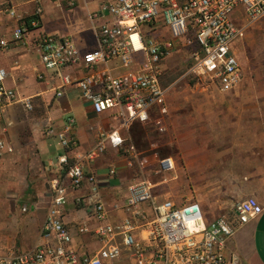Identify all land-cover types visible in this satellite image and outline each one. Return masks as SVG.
I'll use <instances>...</instances> for the list:
<instances>
[{"label": "built area", "instance_id": "2783aa9c", "mask_svg": "<svg viewBox=\"0 0 264 264\" xmlns=\"http://www.w3.org/2000/svg\"><path fill=\"white\" fill-rule=\"evenodd\" d=\"M32 1V21L18 25L10 40L2 39V49L24 43L31 31L41 28L45 3L59 0ZM9 16L18 18V13L12 9ZM104 16L110 20L97 29L96 50L81 53L72 38L50 34L37 36L35 48L44 68L62 80L59 97L67 88L76 87L96 114L114 111L119 126L111 130L93 127L96 144L86 153H77L73 161L69 154L79 148L75 119L67 118L60 128L47 127L46 134L56 138L66 152L60 164L67 169L73 190L89 184L93 193L99 192L97 177L85 168L109 147L127 154L128 166L137 178L125 189L122 202L93 204L90 213L96 226L84 223L77 230L97 245L84 251L63 221L67 187L57 183L42 228L43 240L29 251L0 253V264H240L228 253L227 245L238 229L262 215L264 208L256 197L237 203L233 215L209 224L201 203L193 198L182 204L160 200L158 186L177 172L173 157L158 154L160 137L167 132L168 96L176 85L163 84V63L182 45L188 46L192 63L183 79L208 80L222 92L236 90L244 81L237 43L264 19V0H106L90 20ZM160 19L171 36L167 42L148 34L158 30ZM78 66L84 68L85 76L63 74ZM7 78V71L0 69V121L6 106L19 102L16 91L7 87ZM26 106L33 110L30 101ZM136 123L151 131L150 156L122 134ZM13 152L11 145L0 140V159ZM110 175L115 176L116 170L111 169ZM153 177L163 180L159 183Z\"/></svg>", "mask_w": 264, "mask_h": 264}, {"label": "crops", "instance_id": "0c3cea01", "mask_svg": "<svg viewBox=\"0 0 264 264\" xmlns=\"http://www.w3.org/2000/svg\"><path fill=\"white\" fill-rule=\"evenodd\" d=\"M104 1L106 0H59L58 3L47 1L39 30L31 31L24 43L7 50L0 47V69L7 71L6 85L16 91L19 99V102L5 107L3 120L0 121V140H5L14 149L12 154L2 159H14L13 162L17 164L12 167L25 171L29 180V193L35 194V202L31 206L34 214L26 219L35 234L31 240L33 244L27 247L28 250L43 240L42 228L57 183L63 182L67 187V203L62 209L63 221L76 237L79 248L84 251L97 245L92 237L79 235L77 230L78 226L84 223L96 226V221L90 213L93 204L101 200L108 204L122 202L125 189L138 175L128 166L127 154L109 147L105 155L88 163L85 168L87 174L97 177L99 192L93 193L89 184L79 190H73L67 180V169L60 164V158L66 152L56 138L46 134L47 127L60 128L67 118H74L79 148L75 153L69 154L70 160L73 161L77 153H86L96 144V131L93 127L111 130L119 126L114 111L96 114L92 105L81 97L76 87L67 88L63 96L59 97L62 80L55 72L44 68L40 53L35 48L37 36L50 34L72 38L81 53L96 50L97 29L108 22L110 17L104 16L95 22H91L90 18L99 11ZM12 9L17 11L18 18L9 16ZM34 12L35 4L32 0H0V41L10 40L18 25L25 22L30 24ZM148 34L159 42L168 41L163 40V36L168 35L171 38L168 29L163 26ZM261 60L262 64L259 66H247L248 71L244 72L246 84L252 86L255 82L264 81V56ZM63 74L81 78L85 76L86 71L78 66L63 70ZM41 75L42 80L39 79ZM27 101L33 104L32 111L28 110ZM167 105L170 108L169 104ZM5 126L6 131L3 130ZM122 134L134 143L140 152L151 155V132L148 133L144 125L136 123ZM244 162V171L229 178V190L232 193L238 192V202L253 196L264 208V172L253 171L249 160ZM150 166H153L152 162ZM111 169L116 170L115 176L110 175ZM157 178L159 177H153L154 181ZM227 246L228 253L237 257L240 264H264V211L260 217L238 229Z\"/></svg>", "mask_w": 264, "mask_h": 264}, {"label": "rangeland", "instance_id": "374dc122", "mask_svg": "<svg viewBox=\"0 0 264 264\" xmlns=\"http://www.w3.org/2000/svg\"><path fill=\"white\" fill-rule=\"evenodd\" d=\"M237 48L243 72L247 73V66L262 64L264 19ZM191 51L182 45L163 63V83L176 85L168 96L167 132L160 137L158 154L173 157L177 172L157 192L160 200L177 204L192 198L199 201L209 224L233 215L240 195L229 190V178L244 171V161L249 160L253 171L264 172V81L252 86L243 81L236 90L222 92L211 81L183 79L192 63ZM13 160H0V253L29 251L35 237L26 222L34 214L35 194L29 193L25 171L12 167L17 164Z\"/></svg>", "mask_w": 264, "mask_h": 264}, {"label": "trees", "instance_id": "16d2710c", "mask_svg": "<svg viewBox=\"0 0 264 264\" xmlns=\"http://www.w3.org/2000/svg\"><path fill=\"white\" fill-rule=\"evenodd\" d=\"M32 30V29H31ZM174 82V81H173ZM172 83V82H171ZM164 84V83H163ZM165 85V84H164ZM170 84H168V85H165V86H169ZM147 128V127H146ZM147 130H148V128H147Z\"/></svg>", "mask_w": 264, "mask_h": 264}]
</instances>
